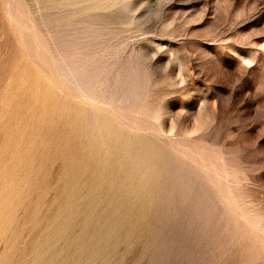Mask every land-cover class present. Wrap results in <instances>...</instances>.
Wrapping results in <instances>:
<instances>
[{"label":"rangeland","instance_id":"obj_1","mask_svg":"<svg viewBox=\"0 0 264 264\" xmlns=\"http://www.w3.org/2000/svg\"><path fill=\"white\" fill-rule=\"evenodd\" d=\"M0 264H264V0H0Z\"/></svg>","mask_w":264,"mask_h":264},{"label":"bare ground","instance_id":"obj_2","mask_svg":"<svg viewBox=\"0 0 264 264\" xmlns=\"http://www.w3.org/2000/svg\"><path fill=\"white\" fill-rule=\"evenodd\" d=\"M15 105H16V103H15ZM39 106H40V105H39ZM45 109H46V108H45ZM51 109H52V108H51ZM24 110H25V109H24ZM46 110H47V109H46ZM39 111H40V110H39ZM47 111H48V110H47ZM50 111H51V110H50ZM50 111H49V114H50ZM44 112H45V111H44ZM53 112H54V111H53ZM10 113H11V112H10ZM37 113H38V112H37ZM45 113H46V112H45ZM45 113H44V114H45ZM11 114H12V113H11ZM50 115H51V114H50ZM38 117H39V116H38ZM43 117H46V116H43ZM48 117H49V116H48ZM50 117H51V116H50ZM12 118H13V116H12ZM19 118H20V117H19ZM51 118H52V117H51ZM43 119H44V118H43ZM45 120H46V119H45ZM21 121H22V120H21ZM24 121H25V120H24ZM47 122H48V120H47ZM54 122H55V121H54ZM24 123H25V122H24ZM29 123H30V122H29ZM63 123H64V122H63ZM21 124H22V123H21ZM40 124H41V123H40ZM46 125H47V123H46ZM5 126H6V125H5ZM42 126H43V125H42ZM16 127H17V126H16ZM37 127H38V126H37ZM34 128H35V127H34ZM3 129H5V128H3ZM66 129H67V128H66ZM68 129H69V128H68ZM72 129H73V128H72ZM11 131H12V130H11ZM46 131H47V130H46ZM57 131H58V129H57ZM66 131H67V130H66ZM5 132H6V131H5ZM9 132H10V131H9ZM9 132L7 131L6 133H9ZM12 132H13V131H12ZM76 132H78V130L75 131V133H76ZM38 133H39V132H38ZM68 133H69V132H68ZM75 133H74V134H75ZM80 133H81V132H79V136H80ZM41 134H42V133H41ZM84 134H85V133H84ZM5 135H6V134H5ZM8 135H10V134H8ZM8 135H7V136H8ZM20 135H21V134H20ZM72 135H73V133L71 134L70 138H71V137L73 138ZM81 135H83V134H81ZM10 136H12V135H10ZM68 136H69V135H68ZM12 137L14 138V136H12ZM16 137H17V136H16ZM34 137H35V136H34ZM34 137H33V138H34ZM58 137H59V136H58ZM81 137H82V136H81ZM84 137H86V136L84 135ZM84 137H83V138H84ZM4 138H5V137H4ZM7 138H8V137H7ZM13 138H12V139H13ZM53 138H54V137H53ZM72 138H71V139H72ZM74 138H75L74 141H76V137H74ZM74 138H73V139H74ZM77 138H78V137H77ZM79 138H80V137H79ZM79 138L77 139L76 142H74L73 140H72V141H73L74 143H77V142L79 141ZM12 139H11V140H12ZM14 139H15V138H14ZM23 139H24V138H23ZM30 139H31V138H30ZM35 139H36V138H35ZM35 139H34V141H36ZM50 139H51V138H50ZM68 139H69V138H68ZM18 140H19V139H18ZM52 140H53V139H52ZM58 140H60V139H58ZM81 140L83 141L82 138H81ZM84 140H86V139H84ZM12 141H14V140H12ZM27 141H28V139H27ZM29 141H30V140H29ZM82 141H81V143H82ZM16 142H17V140H16ZM24 142H25V141H24ZM36 142H37V141H36ZM70 142H71V141H70ZM85 142H87V140H86ZM85 142H83V144L85 145V146L82 147L83 149H85L84 147L87 148L88 144L90 143V141H88V142H89L88 144L85 143ZM18 143H19V141H18ZM26 143H27V142H26ZM57 143H58V141H57ZM57 143H56V144H57ZM81 143H80V144H81ZM20 144H21V143H20ZM50 144H51V143H50ZM59 144H60V143H59ZM66 144H67V143H66ZM80 144H79V145H80ZM91 144H93V143L91 142ZM96 144H97V143H96ZM62 145H64V144H62ZM68 145H70V144H68ZM68 145H66V146H68ZM73 145H75V144H73ZM77 145H78V144H77ZM81 145H82V144H81ZM94 145H95V144H94ZM97 145L99 146L98 148H100V145H99V144H97ZM37 146H38V144H37ZM40 146H41V145H40ZM64 146H65V145H64ZM54 147H55V146H54ZM72 147H73V146H72ZM76 147H77V146H76ZM78 147H79V146H78ZM89 147H90V146H89ZM92 147H93V145H92ZM92 147H91V148H92ZM29 148H30V146H29ZM74 148H75V147H74ZM52 149H53V148H52ZM71 149H73V148H71ZM87 149H89V148H87ZM93 149H94V147H93ZM95 149H96V148H95ZM95 149H94V150H95ZM121 149H122V148H121ZM73 150H74V149H73ZM79 150H81L80 147H79ZM110 150H111V151H109V153H108L107 155L104 154L106 157L103 158L102 160L98 161V159H96L100 164L98 165L99 167H96V169H97L98 171L95 170V174H96V175L99 174L100 177H101L102 175H104V174H106V176H108V177H109V175L112 176V179L115 178L114 180L117 181V184L115 183L116 186H117L118 184L120 185V182L122 181V179H124L123 177L126 175L125 172H128V171H125V172L122 171V173L120 172L121 169H124V168H125L124 164H127V161H126V159H125V157H124L123 160H125V162H124V164L122 163V160H120L121 157L119 158V155H117V154H119V153H117V152L119 151L118 148L116 149V147H113V148H111ZM76 151H77V150H76ZM76 151H75V152H76ZM95 151H96V150H95ZM95 151H92V152H95ZM123 151H124V150H123ZM125 151H126V150H125ZM125 151H124V154H125ZM69 152H71V151L68 150V153H67V154H69ZM73 152H74V151H73ZM83 152H85V154H87V153H89V152H91V151H89V150H85V151H83ZM83 152H82V153H83ZM120 152H121V151H120ZM5 153H6V152H5ZM15 153H16V152H15ZM15 153H14V154H15ZM80 153H81V151H80ZM73 154H74V153H73ZM85 154H84V155H85ZM91 154H92V153H90V157H91ZM93 154H94V153H93ZM62 155H63V154H62ZM88 155H89V154H88ZM101 155H102V154H101ZM121 155H122V154H121ZM75 156H76V155H75ZM81 156H82V155H81ZM81 156H80L79 158H81ZM124 156H125V155H124ZM69 157H71V156H69ZM83 157L86 159V158H87V155H86V156H83ZM90 157H89V158H90ZM122 157H123V156H122ZM127 157H128V156H127ZM75 158H76V157H75ZM77 158H78V157H77ZM96 158H97V157H96ZM101 158H102V157H101ZM118 158H119V159H118ZM90 159H91V158H90ZM62 160H63V159H62ZM80 160H82V158H81ZM91 160L93 161L94 159H91ZM96 160H95V161H96ZM82 161H83V160H82ZM89 161H90V160H89ZM95 161H93V162H95ZM72 162H73V161H72ZM86 162H88V161H86ZM96 163H97V162H96ZM96 163H95V164H96ZM61 164H62V162H61ZM65 164H66V163H65ZM69 164H70V163H69ZM62 165H63V164H62ZM6 166H7V165H6ZM78 166H79V165H78ZM82 166H83V165H82ZM127 166H128V165H127ZM66 167H67V166H66ZM84 167H85V166H84ZM128 167H131L130 164H129ZM73 168H74V167H73ZM79 168H80V167H79ZM81 169H82V168H81ZM128 169H129V168H128ZM136 170H137V169H131V170H129V172H130V171H131V172H132V171L135 172ZM69 171H70V170H69ZM72 171H73V170H72ZM139 171H140V170H139ZM139 171H138V172H139ZM89 172H90V171H89ZM131 172H130V173H131ZM93 173H94V172H93ZM108 173H109V174H108ZM73 174H74V173H73ZM83 174H84V173H83ZM85 175H86V173H85ZM91 175H94V174H91ZM96 175H94V176H96ZM135 175H136V174H135ZM86 176H87V175H86ZM137 176H138V175H137ZM75 177H76V176H75ZM80 177H81V179L84 178V177H82V176H80ZM104 177H105V176H104ZM101 178H102V177H101ZM110 178H111V177H110ZM110 178H109V180H110ZM63 179H64V178H63ZM71 179H72V178H71ZM74 179H75V178H74ZM76 179H77V178H76ZM92 179H93V178H92ZM95 179H96V178H95ZM107 179H108V178H107ZM125 179H126V178H125ZM135 179H136V178H135ZM79 180H80V179H79ZM82 180H83V179H82ZM98 180H99V179H97V182H98ZM111 181H112V180H111ZM61 182H62V181H61ZM80 182H81V180H80ZM113 182H114V181H113ZM113 182H112V183H113ZM65 183H66V182H65ZM72 183H73V182H72ZM89 183H90V182H89ZM89 183H88V184H89ZM91 183H92V181H91ZM101 183H103V182H100V184H101ZM106 183H107V182H106ZM109 183H110V182H109ZM61 184L63 185V183H61ZM68 184H69V183H68ZM77 184H79V182H77ZM81 184H82V183H81ZM100 184L97 183L96 186H97V185L100 186ZM72 185H73V184H72ZM93 185H95V184H93ZM81 186L83 187V185H81ZM85 186H86V182H85ZM103 186H104V185H103ZM75 187H76V186H75ZM87 187H89V186L87 185ZM105 187H106V185H105ZM105 187H104V188H105ZM118 187H119V186H118ZM63 188H64V187H63ZM63 188H62V189H63ZM72 188H73V187H72ZM76 188H77V187H76ZM78 188H79V187H78ZM85 188H86V187H85ZM93 188H94V187H93ZM96 188H97V187H95V189H96ZM100 188H101V187H100ZM119 188H120V187H119ZM59 189H60V188H59ZM73 189H74V188H73ZM79 189H80V188H79ZM95 189H94V190H95ZM98 189H99V188H98ZM98 189H97V190H98ZM107 189H108V188H107ZM117 189H118V188H116V190H117ZM65 190H67L66 187H65ZM75 190H76V189H75ZM87 190L89 191V189H87ZM100 190H102V188H101ZM110 190H112V189H110ZM114 190H115V188H114ZM114 190H113V191H114ZM60 191H61V190H60ZM98 191H99V190H98ZM98 191H97V192H98ZM105 191H106V190H105ZM105 191H104V192H105ZM65 192H66V191H65ZM73 192H74V191H73ZM91 192L93 193V189H92ZM95 192H96V191H95ZM100 192H101V191H100ZM114 192H115V191H114ZM118 192H119V191H118ZM86 193H87V192H86ZM98 193H99V192H98ZM98 193H97V194H98ZM102 193H103V192H102ZM111 193H112V192H111ZM116 193H117V192H116ZM104 194H105V193H104ZM119 194H120V192H119ZM77 195H79V194H77ZM81 195H83V194H81ZM89 196H90V195H89ZM98 196H99V195H98ZM100 196H102V195H100ZM120 196H121V195H120ZM58 197H59V196H58ZM81 197H82V196H81ZM83 197H84V196H83ZM94 197H95V196H94ZM110 197H111V196H110ZM89 198L91 199V196H90ZM92 198H93V197H92ZM107 198H108V197H107ZM57 199H58V198H57ZM60 199H62V198H60ZM64 199H66V197H64ZM77 199H79V198H77ZM111 199H112V198H111ZM58 200H59V199H58ZM79 200H80V199H79ZM79 200H78V201H79ZM116 200H117V199H116ZM119 200H122V199H120V197H119ZM64 201H65V200H64ZM76 201H77V200H76ZM93 201H94V199H93ZM93 201H92V202H93ZM127 201H128V199H127ZM133 201H135V200H133ZM137 201H138V200H137ZM58 202L60 203V201H58ZM65 202H66V201H65ZM109 202H110V201H109ZM125 202H126V201H125ZM129 202H130V201H128L127 204H132V203H129ZM142 202H143V201H142ZM80 203H81V202H80ZM85 203H86V202H85ZM133 203H134V202H133ZM138 204H139V203H138ZM56 205H57V204H56ZM58 205H59V204H58ZM60 205H61V204H60ZM60 205H59V206H60ZM84 205H85V204H84ZM88 205H89V204H88ZM113 205H115V204L113 203ZM134 205H135V203H134ZM139 205H140V204H139ZM63 206H64V205H63ZM122 206H123V204H122ZM132 206H133V204H132ZM137 206H138V205H137ZM57 207H58V206H57ZM57 207H56V208H57ZM69 207H70V206H69ZM86 207H87V206H86ZM112 207L114 208L115 206H112ZM58 208H60V207H58ZM61 208H62V207H61ZM65 208H66V207H65ZM128 208H129V207H128ZM128 208H127V209H128ZM133 208H134V206H133ZM135 208H136V207H135ZM108 209H109V208H108ZM110 209H111V208H110ZM115 209H116V208H115ZM127 209H126V210H127ZM131 209H132V208H130V211H131ZM128 210H129V209H128ZM136 210H137V209H136ZM68 211H69V210H68ZM130 211H129V212H130ZM141 211H142V210H141ZM53 212H54V211H53ZM89 212H90V210H89ZM131 212H133V210H132ZM54 213H55V212H54ZM54 213H53V214H54ZM133 213H134V212H133ZM59 214H60V213H59ZM108 214H109V213H108ZM108 214H107V215H108ZM70 215H72V214L70 213ZM61 216H62V215H61ZM66 216H67V214H66ZM72 216H73V215H72ZM85 216H86V215H85ZM105 216H106V215H105ZM74 217H75V216H74ZM78 217H80V216L78 215ZM81 217H82V216H81ZM81 217H80V218H81ZM89 217H90V216H89ZM110 217H111V216H110ZM72 218H73V217H72ZM103 218H104V217H103ZM90 219H91V218H90ZM105 219H106V218H105ZM53 220H54V219H53ZM78 220H79V219H78ZM93 220H95V219H93ZM101 220H103V219H101ZM51 221H52V220H51ZM67 221H69V220H67ZM80 221H81V220H80ZM80 221H79V222H80ZM87 221H88V220H87ZM96 221H97V220H96ZM103 221H104V220H103ZM116 221H117V220H116ZM98 222H99V221H98ZM117 222H118V221H117ZM66 223H67V222H66ZM69 223H70V222H69ZM70 224H71V223H70ZM98 224H99V223H98ZM104 224H105V223H104ZM84 226H85V225H84ZM110 226H111V225H110ZM112 226H113V225H112ZM85 227H86V226H85ZM85 227H84V228H85ZM58 229H59V228H57L56 231H57ZM64 229H65V228H64ZM54 230H55V229H54ZM62 230H63V229H62ZM92 230H93V229H92ZM51 231H52V230H51ZM63 231H64V230H63ZM58 232H59V231H58ZM61 232H62V231H61ZM61 232H60V233H61ZM73 232H74V231H73ZM52 233H53V232H52ZM52 233H51V234H52ZM56 233H57V232H56ZM62 233H63V232H62ZM65 233H66V232H65ZM69 233H70V232H69ZM71 234H72V233H71ZM73 234H75V233H73ZM49 235H50V234H49ZM61 235H63V234H61ZM66 235H68V234H66ZM59 236H60V235H59ZM76 236H77V234H76ZM49 238H50V237H49ZM74 239H75V238H74ZM89 239H90V238H89ZM83 240H84V239H83ZM65 241H68V240L65 239ZM89 241H90V240H89ZM85 242H88V239H87V241H85ZM88 243H89V242H88ZM88 243H86V244H88ZM69 245H70V243H69ZM71 245H72V244H71ZM89 245H90V244H89ZM89 245H85V246H89ZM96 245H97V244H96ZM73 246H74V245H73ZM92 246H94V245H92ZM92 246H90V250H91V247H92ZM97 246H98V245H97ZM46 247H47V246H46ZM70 247H71V246H70ZM83 247H84V246H83ZM94 247H95V246H94ZM44 248H45V246H44ZM68 248H69V247H67V249H68ZM92 248H93V247H92ZM79 249H81V248H79ZM46 250H47V249H46ZM62 250H63V249H62ZM93 250H94V249H92V251H93ZM96 250H97V249H96ZM96 250H95V251H96ZM67 251H69V250H67ZM36 252H37V251H36ZM51 252H52V250H51ZM77 252H78V251H77ZM89 252H90V251H89ZM59 253H60V252H59ZM69 253H70V252H69ZM93 253H94V252H93ZM96 253H97V252H96ZM38 254H39V253H38ZM53 254H54V253H53ZM65 254H66V253H65ZM40 255H41V254H40ZM66 255H67V254H66ZM66 255H65V256H66ZM88 255H89V254H88ZM54 256H55V255H54ZM61 256H62V255H61ZM61 256H60V257H61ZM65 256H64V257H65ZM41 257H42V256H41ZM68 257H69V256H68ZM62 258H63V257H62ZM42 259H43V258H42ZM63 259H64V258H63ZM64 260H65V259H64ZM42 261H43V260H42ZM42 261H41V262H42Z\"/></svg>","mask_w":264,"mask_h":264}]
</instances>
